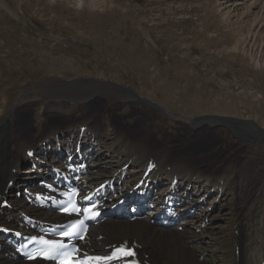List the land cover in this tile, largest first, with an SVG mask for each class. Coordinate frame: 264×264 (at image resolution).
Wrapping results in <instances>:
<instances>
[{"label":"rangeland","instance_id":"374dc122","mask_svg":"<svg viewBox=\"0 0 264 264\" xmlns=\"http://www.w3.org/2000/svg\"><path fill=\"white\" fill-rule=\"evenodd\" d=\"M113 1L104 0L94 9L86 0L83 6L73 0H0L11 7H0V114L13 111L14 132L30 144L49 130L62 132L65 125L79 124L84 116L100 128L108 127V133L123 131L129 137H142L154 150L168 147L166 155L186 160L204 174H220L219 168L233 164L235 182L210 211L217 217L212 226L223 224L221 215L227 208L221 209L222 205L235 200L245 172L264 182V137L252 144L230 122L193 124L183 117H224L264 128V70L226 48L231 35L221 22L225 6L213 19L210 3L220 6L228 0ZM255 1L238 0L231 8L233 23L247 20V14L240 20L234 16ZM258 6L252 11L257 12ZM143 73L151 81L148 92L142 85ZM71 82L75 85H68ZM94 86L119 91L113 95L114 90L97 88L93 95L87 93ZM51 101L67 104L68 111L49 108ZM12 152L17 153L16 147ZM21 178L20 183L32 180L31 176ZM8 194L11 197L13 192ZM205 199L212 202L215 195ZM236 201L239 211L241 201ZM194 220L191 229L200 235L204 229H196ZM161 233L168 239L178 236ZM177 243L178 255L167 247L158 259L151 255L152 261L191 264L192 250L199 242L177 239Z\"/></svg>","mask_w":264,"mask_h":264},{"label":"bare ground","instance_id":"6f19581e","mask_svg":"<svg viewBox=\"0 0 264 264\" xmlns=\"http://www.w3.org/2000/svg\"><path fill=\"white\" fill-rule=\"evenodd\" d=\"M73 1L83 6L85 0ZM86 1H89L87 5L94 9L100 8L104 3V0ZM211 2L210 5L213 6V9L210 15L213 19L214 17L217 18L219 13H221L220 8L225 6V9H223L226 11L221 13V22L227 24L225 28L229 32L228 35H231L230 38L228 37V41H226V44L229 45H225L226 48L228 47L237 51L242 60L247 58L256 67L264 70V3L262 4L261 0H256L254 4L251 3L250 6H247V11L244 10L242 13L234 16L237 17V20H240L243 18V15L247 14V20L235 24L230 19L232 13H234L231 12V8L236 7L238 0H228L220 4V6L217 4L214 6V2ZM111 3L114 4V1L111 0ZM258 4H261V6H258V11H252L253 7ZM0 7L6 10L7 4L1 3ZM248 8L250 11H248ZM145 73H143L145 77L142 80V85L148 87L151 81L148 80L149 77H146ZM68 85L73 86L75 82L68 83ZM92 88L91 92L88 91L87 93L93 95L94 89H109V91L114 90L113 95H115V91H119L117 90L118 88L114 89L112 87L101 88L94 86ZM125 90L123 89V91ZM144 90L148 92L149 87L147 89L144 88ZM132 93L137 99H141V96L134 92ZM52 102L55 101L49 103V108H57L61 112L68 111V109L64 108L67 107V104ZM147 102L150 104L154 103L149 99H147ZM153 105L157 106L155 103ZM12 112L0 114V197L5 194L9 181H14V184L9 188L8 192H13L16 187L21 186L20 180L22 178L19 174L20 167L22 166L21 163H26L28 151L32 150L33 146L36 147L35 161L36 156H39L40 160L46 161L49 164L52 160L49 159L47 161L46 157H53L55 153L56 155L59 153L56 142H63L64 135L69 133V136L74 137L73 139H68V143L63 142L65 149L70 148L72 141L73 143L81 141L85 147L87 146L88 152L92 151L90 154L92 157L91 169H97L98 172L89 176L88 184L90 186L116 178L117 183H122V188H129L130 186L137 185L143 179L144 174L149 172L148 179L151 180V185L160 187V190L156 191L155 194L153 190L148 189L149 194L153 193V195L157 196V200H161L163 196L167 195L177 197L180 202H189L184 206L183 213H191L201 208L198 215L199 219L194 220L196 229L201 228L206 220H209V224L205 226L204 232L200 235H197L191 229L192 223L187 222L183 233L178 231L175 233L171 232V236L178 235L175 239H168L161 233V230L146 221L132 223L123 220H112L103 224L97 230L94 229V234L88 241V246L103 250L119 241L129 240L139 245L146 255H152L158 259L161 251L163 252L167 247L176 251L177 248L175 249L174 246L178 244L177 239L180 241L188 239L190 241L196 240V243L199 242L192 250L191 264H264V182L258 181L252 175L248 177V171L244 174V184L236 192L235 200L228 201V199L225 205H222L221 209L227 208V213L221 215V218L225 222L214 227L212 224L216 221L217 217L211 216L212 212L210 213V211L216 206V201L219 198L220 202L225 198L231 189L230 185L235 182L237 172L235 165L231 164L227 169L224 168L225 170L219 168L220 174L212 172L204 174L196 169L194 164L186 160L177 159L175 156L166 155L164 151L168 147L154 150V148H151L152 145L142 137H129L123 131L108 133V127L100 128V126L92 124L91 119L84 116L79 124H73L72 126L65 125L61 129L62 132L60 130H49L35 144H30L21 134L16 131L14 132L15 121L13 120L16 119H13L14 113ZM183 118L193 124L203 123L204 120L214 123L220 121L230 122L232 123L231 126L241 129L237 131V134L241 137L245 136L252 144L255 143L256 139H260L259 137H264V128L259 127L253 122L245 123L224 117L199 120H193L187 116ZM82 129H84V134L81 137ZM13 147H16L17 153L12 152ZM43 156L44 159L41 158ZM48 164H46V167L49 166ZM16 166L17 172L13 173ZM29 169L27 171L31 174V181H33L35 180V175L31 167ZM185 185L186 188L184 189L182 186ZM180 191L181 193L179 194ZM210 194L215 195V199L207 203L208 199L205 198ZM183 195H186L187 198H183ZM237 199L241 201L242 205L239 211H237ZM10 203L12 205L11 210H15V213L0 207V215L3 216H0V225L10 226L9 224L12 222H9V220L15 221L13 217L17 213L18 219L20 212H34L33 209L26 205L25 201L15 199ZM205 204L208 206L207 208H205ZM165 233L167 234L168 232ZM98 237H102V240H98ZM0 240H4L1 234ZM179 245L182 244L180 243ZM3 250L0 251V264H26L7 258L5 253L8 250L6 247ZM238 252L239 254H237ZM175 253L178 255L179 252L176 251ZM37 261L32 264H38L39 262L37 263ZM167 264L170 263L167 262Z\"/></svg>","mask_w":264,"mask_h":264},{"label":"snow or ice","instance_id":"6c2138e0","mask_svg":"<svg viewBox=\"0 0 264 264\" xmlns=\"http://www.w3.org/2000/svg\"><path fill=\"white\" fill-rule=\"evenodd\" d=\"M28 155L31 156L32 153L29 152ZM57 171L59 172V170ZM74 179L79 180V177ZM48 187L49 191L56 190L51 185ZM76 191L79 193V190ZM44 198L52 200L61 213L75 218L74 222L57 225V228L60 229L59 238L45 239L43 235L27 237L12 228L0 226V232L12 234L18 238L23 237L26 241L23 244L24 255L29 262L41 260L55 262V264H137L135 260L136 245L134 244L129 245L128 242H124L121 245L113 246L109 252L97 254L86 251L77 243L86 242L87 222L95 219L100 210V206L86 193L78 194V202L75 204L71 198L66 201H56L52 196ZM0 206L8 205L5 201L0 203ZM45 235L50 234L46 233ZM30 244L36 245V247L30 248Z\"/></svg>","mask_w":264,"mask_h":264}]
</instances>
